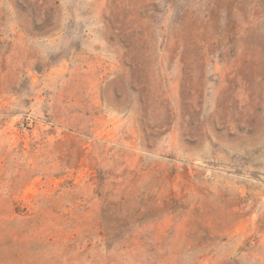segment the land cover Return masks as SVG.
I'll list each match as a JSON object with an SVG mask.
<instances>
[{"label": "rangeland", "instance_id": "374dc122", "mask_svg": "<svg viewBox=\"0 0 264 264\" xmlns=\"http://www.w3.org/2000/svg\"><path fill=\"white\" fill-rule=\"evenodd\" d=\"M0 264H264V0H0Z\"/></svg>", "mask_w": 264, "mask_h": 264}, {"label": "trees", "instance_id": "16d2710c", "mask_svg": "<svg viewBox=\"0 0 264 264\" xmlns=\"http://www.w3.org/2000/svg\"><path fill=\"white\" fill-rule=\"evenodd\" d=\"M201 27H203L204 29H205V26L202 24V26Z\"/></svg>", "mask_w": 264, "mask_h": 264}]
</instances>
